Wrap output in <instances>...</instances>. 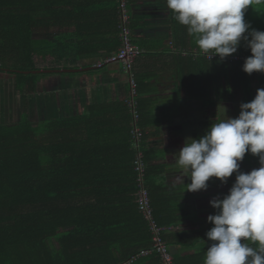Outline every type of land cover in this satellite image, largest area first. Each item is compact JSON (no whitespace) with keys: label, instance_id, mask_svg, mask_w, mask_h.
<instances>
[{"label":"trees","instance_id":"trees-1","mask_svg":"<svg viewBox=\"0 0 264 264\" xmlns=\"http://www.w3.org/2000/svg\"><path fill=\"white\" fill-rule=\"evenodd\" d=\"M126 7L131 42L140 50L135 60L142 48L133 40L128 0ZM119 16L118 0H0V83L10 84L21 102L15 118H0V264H164L138 210V192L146 190L158 225L179 222L161 218L155 205L150 181L159 167L145 147L148 123L134 60L129 69L116 61L128 76V97L117 114L109 105L92 104L80 116L50 117L43 110L33 117L40 104L30 96L47 73L17 72L68 67L75 49L92 35L107 45L105 59L116 54ZM245 20L264 31V0L247 7ZM171 24L177 53L184 49L188 55L169 54L172 62L165 65L202 70L197 82L215 92L209 105L224 100L227 91L239 113L240 104L264 88V73L242 70L251 54L243 41L234 53L243 59L209 60L205 53L193 54L201 52L196 37L173 13ZM130 79L138 82L133 95ZM254 157L245 154L243 172L259 167L246 168ZM162 238L166 242L164 233ZM166 249L172 264L204 262L199 253L180 260L167 242Z\"/></svg>","mask_w":264,"mask_h":264},{"label":"crops","instance_id":"crops-1","mask_svg":"<svg viewBox=\"0 0 264 264\" xmlns=\"http://www.w3.org/2000/svg\"><path fill=\"white\" fill-rule=\"evenodd\" d=\"M128 5L133 40L142 48L132 66L141 83L143 112L148 123L145 147L149 158L159 167L151 176L150 184L155 190L153 195L160 217L179 222L165 226L166 242L171 253L180 260H186V256L193 253L205 258L212 243L205 233L213 226L206 217L217 211L209 201L227 194L228 181L234 182L235 173L224 184L213 177L206 190L188 191L186 184L191 181L183 176L177 164L178 151L187 138H199L211 123L226 116L236 118L239 113L235 109L231 111L233 104L227 91L222 95L224 100L208 104L209 98L215 99V92L211 85L197 82L198 71H202L197 70V66L191 68L190 64H185L178 69L172 64L165 65L172 62L169 54L188 55L184 49L177 53L172 11L167 8L166 0H128ZM101 39L92 35L86 44L82 40L75 49V59L66 62L68 67L40 69L47 75L40 79L36 92L30 96L35 104H40L34 113L32 111L33 117L43 110L50 117L80 116L92 104L109 105L114 114L123 110V102L128 97V76L121 63L104 60L110 51ZM192 52L194 55L202 53L197 49ZM98 62L103 63L98 66ZM256 87L254 83V90ZM168 202L171 204L165 206Z\"/></svg>","mask_w":264,"mask_h":264},{"label":"clouds","instance_id":"clouds-1","mask_svg":"<svg viewBox=\"0 0 264 264\" xmlns=\"http://www.w3.org/2000/svg\"><path fill=\"white\" fill-rule=\"evenodd\" d=\"M253 3L260 0H166L209 60H224L243 41L251 54L241 67L249 75L264 73V31L245 20V10ZM239 108L236 118L211 123L178 151L177 164L191 181L188 191L206 190L213 177L224 184L235 173L227 194L209 201L217 211L206 217L213 225L205 233L212 243L203 264H264V88ZM246 153L258 157L259 167L243 172L240 162Z\"/></svg>","mask_w":264,"mask_h":264},{"label":"built area","instance_id":"built-area-1","mask_svg":"<svg viewBox=\"0 0 264 264\" xmlns=\"http://www.w3.org/2000/svg\"><path fill=\"white\" fill-rule=\"evenodd\" d=\"M118 9L120 10V24L119 27L121 28L120 33V40H121V46L119 50L116 52V54H113L105 59L106 62H116L121 61L124 66L129 69L134 58L139 54L140 50L137 46L132 44L131 37L129 35V29L127 27L129 14L127 12L126 7V0H118ZM205 57L208 59V55L205 54ZM219 58L218 56H213L211 59ZM240 54H233L230 56H227L225 59H228L230 61H236L239 59H243ZM101 62H99L97 65L99 66ZM130 86L131 90L130 93L133 95L136 90V83L133 79H130ZM141 181V176L138 178ZM143 181V180H142ZM142 186V182L140 184ZM136 203L138 206V210L143 215L144 219L148 221L149 230L151 233V240L153 242V246L155 249H157L162 254V261L164 264H172V256L170 253L167 252L166 249V242L162 238V234L164 233L166 227H162L156 223L152 216V209L150 208L148 196L146 190H141L137 194ZM143 253V251H142Z\"/></svg>","mask_w":264,"mask_h":264},{"label":"rangeland","instance_id":"rangeland-1","mask_svg":"<svg viewBox=\"0 0 264 264\" xmlns=\"http://www.w3.org/2000/svg\"><path fill=\"white\" fill-rule=\"evenodd\" d=\"M20 98L19 96L14 92L12 86L7 83H0V118L2 119L3 116H13L15 118V112L17 106L20 104ZM234 105L231 106V111L234 110ZM247 159V157H245ZM253 162L250 161V163H246V168L259 166V159L256 156V158H253ZM241 166V162H240ZM231 178V177H230ZM229 188L231 187L230 180L228 181Z\"/></svg>","mask_w":264,"mask_h":264},{"label":"water","instance_id":"water-1","mask_svg":"<svg viewBox=\"0 0 264 264\" xmlns=\"http://www.w3.org/2000/svg\"><path fill=\"white\" fill-rule=\"evenodd\" d=\"M17 71V70H16ZM51 71H53V70H51ZM68 71H71V70H68ZM17 72H21V73H29V72H31V73H37V72H45V71H40V70H37V71H17Z\"/></svg>","mask_w":264,"mask_h":264}]
</instances>
